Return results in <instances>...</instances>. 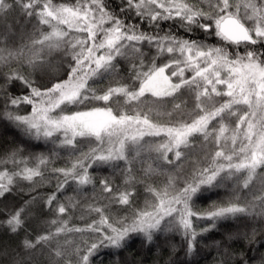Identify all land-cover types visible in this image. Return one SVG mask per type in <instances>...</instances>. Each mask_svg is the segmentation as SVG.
Here are the masks:
<instances>
[{
  "label": "snow or ice",
  "instance_id": "obj_1",
  "mask_svg": "<svg viewBox=\"0 0 264 264\" xmlns=\"http://www.w3.org/2000/svg\"><path fill=\"white\" fill-rule=\"evenodd\" d=\"M0 119L50 145L0 152V201L21 198L0 228L24 234L0 264H121L158 236L200 264L225 223L215 264H264V0H0Z\"/></svg>",
  "mask_w": 264,
  "mask_h": 264
},
{
  "label": "trees",
  "instance_id": "obj_2",
  "mask_svg": "<svg viewBox=\"0 0 264 264\" xmlns=\"http://www.w3.org/2000/svg\"><path fill=\"white\" fill-rule=\"evenodd\" d=\"M58 2H71V0H58ZM111 3L112 0H109ZM164 27H167L165 25ZM178 35H185L183 30L177 29ZM191 38L193 39H206L208 43H217V40L214 37H205V35L201 32H194L191 34ZM62 75V70H61ZM19 89V85L17 84L16 87L12 88L11 91L16 93ZM22 110H30L27 108H23ZM17 145H23L25 150L28 152H47L50 145H45L44 142H36L31 141L28 138L24 137L22 133L15 128L14 125L7 122L6 120L0 119V152L6 151L10 147H14ZM122 167V165H121ZM97 176H111L112 170L110 168H101L98 169L95 173ZM113 179L116 184H120L121 180L119 177V173L117 172L115 176H113ZM51 187H45L42 191L43 192H49L51 191ZM219 192V195H211L207 194L209 196V199H202L197 200V204L201 208H205L208 206V203L210 200H220L224 198V191L216 190ZM71 190H69L65 195H71ZM139 202L137 203V207H141L143 205V193L142 189H138V196L136 198ZM21 202V198L18 195H11L6 197L3 201H0V209L4 208L5 205L11 207L15 205H19ZM34 215L36 216V219L33 221H30L29 224V232L32 233V235H36L39 233L40 230H42V220L44 218H50L48 215V212L46 209H42L39 205H37L34 209ZM79 215V213H77ZM3 217H0L2 219ZM74 223H78V221L74 220ZM201 226H203V222H198ZM239 223V222H237ZM236 226L233 223H225L223 226L218 227V229L212 233L207 234V239L202 241V243L205 245L204 248L200 249V255L193 257L192 260H199L200 264H215V256L216 252L211 247L212 242L215 240H222L223 234L229 231H235ZM24 234L21 233L20 236H14L10 237L6 234V231L2 228H0V242L4 244H11L12 246H15L18 244L20 238ZM181 239L178 236H173L170 241H166L163 237L158 236L154 243L151 245H145L142 241V238L134 237L132 240V243L130 247L123 253L119 255V260L121 264L125 260L131 261L132 264H168V261L170 259V253L168 251V245L169 243H176L178 246L181 244ZM233 247L236 249L243 250V244L242 243H235L233 244ZM115 257L111 255L108 251H103L100 254V257L94 261V264H114ZM172 264H178L179 261L185 260V256L183 251L181 250L175 257H171Z\"/></svg>",
  "mask_w": 264,
  "mask_h": 264
}]
</instances>
